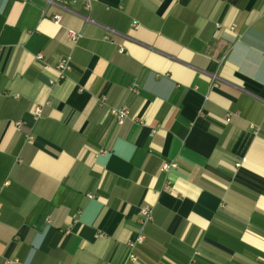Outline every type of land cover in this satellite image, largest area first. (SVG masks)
Instances as JSON below:
<instances>
[{"label":"crops","instance_id":"obj_1","mask_svg":"<svg viewBox=\"0 0 264 264\" xmlns=\"http://www.w3.org/2000/svg\"><path fill=\"white\" fill-rule=\"evenodd\" d=\"M0 264H264V0H0Z\"/></svg>","mask_w":264,"mask_h":264},{"label":"built area","instance_id":"obj_2","mask_svg":"<svg viewBox=\"0 0 264 264\" xmlns=\"http://www.w3.org/2000/svg\"><path fill=\"white\" fill-rule=\"evenodd\" d=\"M79 0H47L48 3H54V4H58L61 5L63 7H67L75 2H77ZM93 0H82L83 2V6L86 9H89L90 4ZM51 20L55 23L58 24L59 20H60V15L59 14H53L51 16ZM134 26H138V23L133 22ZM81 37V33L72 30V29H68L67 30V39L72 43L75 44L78 39ZM120 51H122V48H120ZM36 58L38 60L42 59V54L38 53L36 55ZM70 67V57L69 56H62L59 57L58 60L55 63V68L57 69L58 73H59V77L63 78L64 74L67 70H69ZM129 90L132 92H136L137 91V84L136 83H132L129 86ZM101 102H104V98L102 97L100 99ZM41 112V105H35L34 108L31 111V116L35 119L40 115ZM109 113L114 117L115 122L117 124H123L124 121L129 117V110L128 107L126 105H123L121 107L118 108H110L109 109ZM228 120V118H227ZM24 123V121H18L15 123V126L18 128L20 127L22 124ZM26 139L27 140H31L33 138L31 133H26ZM176 167V164L174 162H164L162 163L160 169L161 171H168L171 168ZM169 186L166 184L164 185V189L168 190ZM151 220V209L149 207H144L141 210V218L140 221L141 223H145L147 221ZM101 233H96L95 236H100ZM144 236L142 234H139L134 240L129 241L128 246L130 248L128 255L126 257L127 260H131V261H135L137 259L136 255L133 253L132 249L134 247V245L138 242H141L143 240Z\"/></svg>","mask_w":264,"mask_h":264}]
</instances>
